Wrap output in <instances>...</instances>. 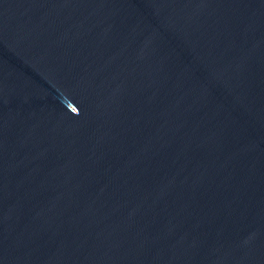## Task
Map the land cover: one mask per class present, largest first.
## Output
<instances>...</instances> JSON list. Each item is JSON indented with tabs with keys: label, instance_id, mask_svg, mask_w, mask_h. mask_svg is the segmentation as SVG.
Segmentation results:
<instances>
[{
	"label": "water",
	"instance_id": "1",
	"mask_svg": "<svg viewBox=\"0 0 264 264\" xmlns=\"http://www.w3.org/2000/svg\"><path fill=\"white\" fill-rule=\"evenodd\" d=\"M0 264H264V0H0Z\"/></svg>",
	"mask_w": 264,
	"mask_h": 264
}]
</instances>
